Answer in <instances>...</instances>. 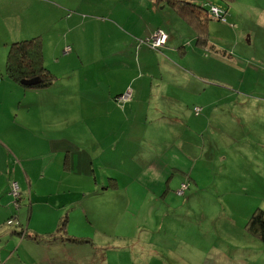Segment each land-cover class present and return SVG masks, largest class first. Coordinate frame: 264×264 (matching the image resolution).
<instances>
[{"label": "rangeland", "instance_id": "374dc122", "mask_svg": "<svg viewBox=\"0 0 264 264\" xmlns=\"http://www.w3.org/2000/svg\"><path fill=\"white\" fill-rule=\"evenodd\" d=\"M191 1L208 8L212 0ZM215 1L224 10V20L213 14L208 17L204 42L196 41L194 30L193 37L183 28L188 35L185 58L170 57L191 75L175 70L173 82L165 69L158 71L161 76L158 87L164 91L167 86L179 90V103L158 104V108L154 105L152 110L144 111L148 117L145 120L134 116L133 109L125 127H122L124 110H113L102 103L78 108L75 125L68 126V131L85 134L86 142L92 141L97 149L117 134H128L131 139L157 134L158 161L135 170L131 166L139 157L133 156L132 150L130 154L120 151L122 160L109 147L94 151L93 147L84 146V154L76 152L69 160L71 170L66 160L61 165L47 166L49 161H54L53 154L45 155L38 143L17 142L16 176H10L7 183L1 173L0 199L8 198L3 193L8 189L13 209L25 207L28 213L32 208L33 217L47 219L50 229L56 227V216L59 221L65 217L67 234L75 237L67 243L80 249L71 253L73 263L82 260L107 264L103 250L96 249L100 246L116 264H163L158 254L145 255L148 250L158 251L152 242L158 241L161 224V235L165 234L172 242L182 231L204 228L210 215L224 213L232 216L234 228L231 234L223 236L225 244L219 245L255 248L257 252L252 258H259L264 264V227L262 234L245 228L248 213L256 208L264 210V119L251 112L256 97L264 98V0ZM166 8L169 11H165L164 18L172 20L173 29L179 30V14L171 7ZM143 46L158 51L150 45L151 49ZM141 51L143 65L155 59L145 49ZM232 54L236 60L227 59L226 63H219L216 57ZM133 59L138 60L134 55ZM110 70L107 62L84 60L75 62L73 72H63L55 80L58 86H72V80L78 77L81 84L94 86L100 81L98 75L107 78ZM180 72L184 78L178 77ZM198 75H203V83L198 81ZM183 81L189 89L175 84ZM30 92L33 91L27 94ZM120 93L114 95V101L122 103L130 98ZM99 95L100 102L105 101ZM36 116V110L31 114L26 112L24 120L19 122L24 124ZM71 117L72 112L68 110V121ZM55 118L62 119L58 115ZM84 159L89 167L83 165ZM119 167L129 173L124 174ZM12 181L16 182L17 191L11 189ZM113 181L115 186L110 185ZM224 196L232 204L225 205ZM202 199L210 202L201 203ZM5 201L0 202L2 221L8 211ZM188 214L195 216L191 228L169 218L187 219ZM210 236L215 237L213 230ZM124 244L130 245V254L110 249ZM142 246L145 248L141 254L138 248ZM166 255L173 260V254L164 252L163 257Z\"/></svg>", "mask_w": 264, "mask_h": 264}, {"label": "crops", "instance_id": "0c3cea01", "mask_svg": "<svg viewBox=\"0 0 264 264\" xmlns=\"http://www.w3.org/2000/svg\"><path fill=\"white\" fill-rule=\"evenodd\" d=\"M211 4L219 7L221 5L215 0ZM167 6L171 7L161 0H0V189L2 174L7 183L10 176H16L19 161L17 142L20 140L38 143L43 147L45 155L53 154L54 161H49V167L52 164L61 165L66 160L68 167L73 170L69 160L71 161L76 152L84 154V146H91L94 151H103L105 147H109L122 160L120 151L130 154L132 150L133 156L139 157V161L133 162L131 166L135 170L158 161L157 134L149 138L133 136L131 139L128 134L121 133L97 149L92 141L86 142L85 134H77L72 129L68 131V126L75 125L78 108L95 107L102 103L113 110H124L122 127L130 121L133 109L134 116L145 120L148 117L144 111L152 110L154 105L158 108V104L167 103L171 106L179 103V90L175 91L167 86L164 91L158 87L161 78L158 71L165 69V74L171 75L172 81L175 70L191 75L175 64L173 59L185 58L188 35H185L184 29L193 37L194 29L178 12L181 27L179 30L173 29L172 20L164 18L165 11H169ZM158 27L166 31V41L158 51L147 50L143 45L151 49L149 44L138 39L147 37L150 31V35L153 34ZM36 35H39L42 42L44 64L56 78L63 72H73L75 62L84 60H94L99 64L107 62L111 69L107 78L99 74L100 81L94 86L81 84L78 77L72 80V86H58L55 78L52 84L37 88H25L10 79L4 74L9 44ZM142 49L155 57L146 65L142 63ZM133 55L138 59L137 62ZM216 57L219 63H226L227 59L236 60L234 54ZM204 63L208 65L209 62ZM139 70L146 71L143 73ZM181 72L178 77L184 78ZM198 76L194 77H198V81L203 83V75ZM175 84L189 89L184 81ZM127 86L130 88H126ZM124 89L125 92H130V98L122 103L114 101V95ZM27 91L33 92L27 94ZM100 93L105 98L103 102L99 100ZM256 98L251 105V112L264 119V98ZM119 104L122 107H117ZM35 110L36 117L24 124L19 122L24 120L26 112L31 114ZM68 110L72 112L70 121L66 118ZM50 115L54 117L51 118ZM55 115L62 119L58 121ZM152 118L155 119L156 116ZM14 157H17V161H14ZM82 162L89 167L85 159ZM119 169L124 174L129 173L125 168ZM110 185L115 186V181ZM3 193L8 198L0 199V202L6 200L4 205L8 207V211L7 217L0 220V264H93L84 263L82 260L73 263L71 253L80 249L68 244L69 239L61 238L55 233L60 222L58 216L55 218L56 227L50 229L47 219L44 220L39 215L33 217L32 208L28 209V213L25 207L17 206L13 209L8 189ZM224 199L225 205L232 204L227 196ZM200 202L210 201L202 199ZM10 216L25 227V233H19V224L6 223ZM169 218L191 228L195 216L188 214L187 219ZM33 219L35 221L31 223ZM42 227L46 229H37ZM162 227L163 224L158 230V241L156 239L152 242L154 246H158V251L148 250L145 255L158 254V260L163 264H263L259 258H252L257 252L255 248L240 245H226L223 248L219 245L225 244L223 236L233 231L234 223L230 214L210 215L204 228L182 231L172 242L165 234L161 235ZM211 230L215 233L213 239L210 236ZM129 246L124 244L110 249L130 254ZM144 248L145 246L138 248L139 253H144ZM96 249L103 250L107 264H116L117 261L111 259L104 249L100 246H96ZM163 251L173 254V260L171 261L169 255L164 258ZM133 258L138 259L137 256Z\"/></svg>", "mask_w": 264, "mask_h": 264}, {"label": "trees", "instance_id": "16d2710c", "mask_svg": "<svg viewBox=\"0 0 264 264\" xmlns=\"http://www.w3.org/2000/svg\"><path fill=\"white\" fill-rule=\"evenodd\" d=\"M161 1H163L166 4H169L193 27V29L195 30L197 42H204L206 40L208 17L212 15V13L209 10V6L208 8H202L197 3L191 0H161ZM224 1L231 2L232 0H224ZM210 5H215V4H210ZM222 13H223L222 17L225 16L224 10H222ZM222 17L219 18L222 19ZM153 48L158 49L160 47H153ZM4 74L10 79L19 82L25 88L43 87L53 83L56 76L44 64L43 53H42V42L40 40L39 35L15 40L9 44L8 51L6 54ZM36 76L39 77V80L33 84H26L21 82L22 80L30 79ZM13 183L16 184V182L14 181L11 182L12 190H13ZM15 190L17 191V184ZM9 219L11 220V222H8ZM66 220L67 219L65 217L60 219L58 226L55 228L56 230L55 233L61 238L74 240L75 237H71L70 235L65 234ZM6 223L19 224L16 218H14L13 216L7 218ZM263 227H264V210L260 208H256L252 211L248 220L246 221L245 228H247L248 230L254 233L262 234ZM18 230L19 233H25V227L20 224Z\"/></svg>", "mask_w": 264, "mask_h": 264}, {"label": "built area", "instance_id": "2783aa9c", "mask_svg": "<svg viewBox=\"0 0 264 264\" xmlns=\"http://www.w3.org/2000/svg\"><path fill=\"white\" fill-rule=\"evenodd\" d=\"M209 10L216 17L221 18L223 15L222 9L217 5H210ZM222 19H224V16L222 17ZM166 38H167L166 31L162 28H157L153 34L143 39H140V41H148L149 45H151L152 47H161L165 43ZM127 95H130L129 91L122 93L120 96L125 97ZM195 110L198 111L199 107L196 106ZM183 186H185L184 183H182V187ZM15 189H16V184L13 183V191H16ZM8 222H11V220L9 219Z\"/></svg>", "mask_w": 264, "mask_h": 264}, {"label": "water", "instance_id": "95a60500", "mask_svg": "<svg viewBox=\"0 0 264 264\" xmlns=\"http://www.w3.org/2000/svg\"><path fill=\"white\" fill-rule=\"evenodd\" d=\"M39 80V77H33V78H30V79H26V80H22L21 82L22 83H26V84H33L35 82H37Z\"/></svg>", "mask_w": 264, "mask_h": 264}]
</instances>
